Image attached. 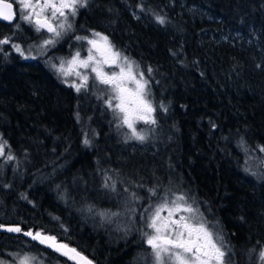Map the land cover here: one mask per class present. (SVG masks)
Returning a JSON list of instances; mask_svg holds the SVG:
<instances>
[{
  "label": "trees",
  "instance_id": "obj_1",
  "mask_svg": "<svg viewBox=\"0 0 264 264\" xmlns=\"http://www.w3.org/2000/svg\"><path fill=\"white\" fill-rule=\"evenodd\" d=\"M16 24L0 21V38L19 44ZM72 25L45 54L19 44L34 59L0 45V137L15 157H0V225L56 236L97 264H145L151 229L141 216L159 202L148 189H170L169 199L186 194L223 237L227 261L263 264L264 0H88ZM93 32L149 80L157 124H137L143 142L107 106L105 86L90 77L77 92L69 85L82 81L52 67L75 36ZM32 247L48 264H66L44 245L0 233V261Z\"/></svg>",
  "mask_w": 264,
  "mask_h": 264
},
{
  "label": "snow or ice",
  "instance_id": "obj_2",
  "mask_svg": "<svg viewBox=\"0 0 264 264\" xmlns=\"http://www.w3.org/2000/svg\"><path fill=\"white\" fill-rule=\"evenodd\" d=\"M18 3L19 18L31 25L36 32L45 31L51 34L48 38L38 45L40 54H45L49 47H55L59 40L68 32L73 31V25L69 22V17L75 18L80 8L88 5V0H13ZM16 12L13 10V3L0 0V20L11 23L16 19ZM160 24H164L163 16H156ZM15 27L19 29L20 25ZM92 39L87 36H75L76 41H86L89 47L87 56L81 58L80 51H76L72 59L67 61L69 67L65 68V61L60 60L59 65L53 63L52 67L63 76L67 77L74 74L82 82L77 84L73 82L70 87H74L77 92L88 87V81L105 86L104 91L108 93V99L105 101L114 114L120 119L122 125H126L131 130V137L141 142L147 137L137 131V122L155 125L157 120L153 115L156 107L153 106L149 98L151 92L148 88L149 80L145 78L143 71L137 72L134 69V61H130L127 56H123L120 51L115 50L109 38L99 32L92 33ZM0 45H11V47L21 56H24V49L17 43H13L12 36H3L0 38ZM0 51H3L0 48ZM31 51V47L29 49ZM25 59L35 58L34 56H24ZM105 66L112 69L110 72L105 71ZM90 70L81 72L74 69ZM149 73L152 69L147 70ZM67 83V81H65ZM134 87H129V85ZM115 102V104L113 103ZM161 107H163L161 105ZM164 111H167L165 108ZM86 145L90 141L84 140ZM243 143V141L241 142ZM10 147L7 141L0 137V157H5L7 161L15 159L10 152L6 155L5 148ZM259 150L264 152V146H259ZM247 151V149H245ZM264 164V161H261ZM111 177L106 178L104 187H111L115 190V183L111 185L107 182ZM151 197H157L158 203H150L144 209L147 215L141 216L146 228L151 232H144L146 244L151 248L153 257L152 264H234L232 257L225 261L227 253L231 252L230 248H225L223 237H216L208 226V221L189 203V197L184 193H172V199H169V190H165L162 196H158L155 187L148 189ZM132 197L139 200L136 193H131ZM91 211V209H89ZM166 213V215H164ZM101 216L108 213L101 212ZM119 215V213H111ZM4 226L0 225V228ZM9 232H21L18 226L8 227ZM24 235L31 237L33 240L44 244L54 251L73 261L74 264H92V261L83 256L75 248L70 247L67 243L57 240L56 236L45 234L41 231L24 232ZM219 240V243L217 242ZM18 264H32L35 257L18 254ZM259 259L264 262V250L259 253ZM0 264H4L0 261Z\"/></svg>",
  "mask_w": 264,
  "mask_h": 264
},
{
  "label": "rangeland",
  "instance_id": "obj_3",
  "mask_svg": "<svg viewBox=\"0 0 264 264\" xmlns=\"http://www.w3.org/2000/svg\"><path fill=\"white\" fill-rule=\"evenodd\" d=\"M73 20H74V18H72V17H69V22L70 23H73ZM65 36V35H64ZM63 36V37H64ZM85 36H87V37H89L90 39H92L93 37H92V34H86ZM62 37V38H63ZM62 38L60 39V40H62ZM64 39V38H63ZM41 41H39L37 44H35V43H33V44H35L34 45V47H35V50H34V48H31V51H34V52H38L39 51V48L37 47L38 45H40L42 42H43V38L41 37V39H40ZM60 40H59V43H57L56 45H55V47H49V49L47 50V52L49 51H51L52 49H55V48H57V46L60 44V43H63V41L62 42H60ZM68 46V45H67ZM67 46H66V48H67ZM29 47V46H28ZM89 47H91L90 45H88L87 44V42L86 41H78V43H76L75 44V46L73 45V48H72V50H71V52H69L70 54H68V55H65V53H63L62 55H59V56H55V57H53L51 60H52V62L53 63H55V64H57V65H59V63H60V60L62 59V60H64L65 61V68L67 69L68 67H69V65H68V63H67V61H69V60H71L72 59V57H73V55L75 54V52L76 51H80V53H81V58H85L86 56H87V49L89 48ZM30 48V47H29ZM37 48V49H36ZM40 52V51H39ZM46 52V53H47ZM121 54L123 55V56H126V55H124L122 52H121ZM129 58V57H128ZM129 60L130 61H132L130 58H129ZM52 63V64H53ZM134 69L137 71V72H139L140 70L135 66V64H134ZM76 70H79V71H81V72H89L90 73V70H85V69H82V68H80V69H74L73 70V73L76 71ZM112 69H110V68H108L107 66H105V71H108V72H110ZM90 77H91V75H90ZM63 78H65V79H69V80H72L73 78H77L78 80H80L78 77H76L74 74H72V75H69V76H67V77H65V76H63ZM81 81V80H80ZM93 82V81H92ZM94 83V82H93ZM94 84H96V83H94ZM129 87H134V85H129ZM101 92H104L103 90H100ZM114 104H115V102H113ZM138 123H143V122H137V124ZM137 124H136V127H137ZM142 132L143 133H145L146 134V131L145 130H142ZM164 215H166V213H164ZM152 231V230H151ZM218 243H219V241H217ZM37 250H39V249H36V248H34V247H32V248H30L29 249V252L30 253H23L22 255H19L20 257H22V256H24V255H29V256H31V257H35V259L32 261V264H48V263H50V262H52L48 257H44V256H40V255H38V252H36ZM44 254H45V252H44ZM233 256H234V253H233ZM141 257L143 258L142 260L144 261V263L145 264H152V260H151V258H152V255L150 254V252H143V253H141ZM234 257H236V256H234ZM246 260H248V261H243V264H250L251 263V260L250 259H246ZM225 261L227 262V260H226V258H225ZM233 262H234V264H241V257H236L234 260H233ZM53 263H56V262H53ZM4 264H18V260H17V257H16V259L14 260V262H11V261H5L4 262ZM57 264H60V263H57ZM263 264H264V262H263Z\"/></svg>",
  "mask_w": 264,
  "mask_h": 264
},
{
  "label": "flooded vegetation",
  "instance_id": "obj_4",
  "mask_svg": "<svg viewBox=\"0 0 264 264\" xmlns=\"http://www.w3.org/2000/svg\"><path fill=\"white\" fill-rule=\"evenodd\" d=\"M11 1L14 5H15V10L17 13V18L16 21L13 24L18 23L20 25V31H22V35H21V42L19 43L21 46H23L25 43H27V46L34 48L33 42H39L41 41V37L44 39L48 38L51 34L45 32V31H41V32H36L34 30V28L27 24L26 22L22 21L19 18V7H18V3L17 2H13V0H8ZM28 47V48H29ZM51 47V46H50ZM78 250V249H77ZM81 251V250H79ZM82 252V251H81ZM84 253V252H83ZM86 254V253H85ZM87 255V254H86ZM88 256V255H87ZM90 257V256H89ZM91 258V257H90ZM72 261L68 260L67 258L65 259V263L66 264H74ZM94 262V261H93ZM96 263V262H95ZM97 264V263H96Z\"/></svg>",
  "mask_w": 264,
  "mask_h": 264
},
{
  "label": "water",
  "instance_id": "obj_5",
  "mask_svg": "<svg viewBox=\"0 0 264 264\" xmlns=\"http://www.w3.org/2000/svg\"><path fill=\"white\" fill-rule=\"evenodd\" d=\"M5 2H9V3H12L11 1H8V0H5ZM13 10L16 12V10H15V5L13 4ZM17 14V13H16ZM16 18H17V16H16ZM1 22H4V23H6V24H13L15 21H16V19H14L11 23H9V22H7V21H3V20H0ZM2 226H4V227H2V228H0V233H9V234H12V235H18V234H20L22 237H24L26 240H30V241H33V242H36V243H38V244H40L38 241H36V240H33L31 237H29V236H26V235H24V232H27V231H32V230H22L21 232H9V231H7L6 229L8 228V227H16V226H18V227H20L21 228V226L20 225H17V224H2ZM22 229V228H21ZM32 232H34V231H32ZM35 233V232H34ZM58 240V239H57ZM58 241H60V242H63V241H61V240H58ZM63 243H65V242H63ZM68 244V243H67ZM41 245H44V244H41ZM69 245V244H68ZM44 246H46V245H44ZM70 247H72V248H75L74 246H71V245H69ZM47 247V246H46ZM47 248H49V247H47ZM49 249H51V251H54L52 248H49ZM76 250H77V248H75ZM78 252H80L83 256H85V257H87L89 260H91L92 261V264H96L95 262H93L94 260L93 259H91L89 256H87L85 253H83V252H81V251H79V250H77ZM56 252V251H55ZM59 253V252H58ZM63 256V255H62ZM65 257V256H64ZM65 258H67V257H65ZM68 259V258H67ZM73 262V261H72ZM74 263V262H73Z\"/></svg>",
  "mask_w": 264,
  "mask_h": 264
}]
</instances>
